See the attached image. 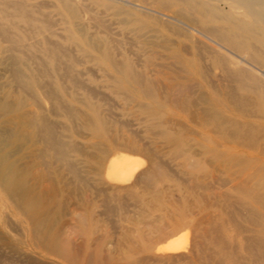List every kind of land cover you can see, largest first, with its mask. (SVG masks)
Listing matches in <instances>:
<instances>
[{"label":"rangeland","instance_id":"374dc122","mask_svg":"<svg viewBox=\"0 0 264 264\" xmlns=\"http://www.w3.org/2000/svg\"><path fill=\"white\" fill-rule=\"evenodd\" d=\"M197 1L201 0L136 2L146 4L150 9L154 6L153 17L161 13L177 20L166 23L164 17L153 19L143 38L155 45L163 38H184L175 32H187L186 25L190 23L189 27L201 30L196 23L197 15L189 9L190 4ZM100 3L98 0L83 2L82 6L94 17L99 15L96 21L91 20L92 24L99 23L95 25L98 28L88 22L89 32L107 38L117 58H130L136 64L135 70L154 78L162 64L158 55L164 51L153 46V70L146 68L144 60L151 50L136 45L131 32L109 18L106 7ZM158 7L163 11L160 12ZM186 21L190 23L186 24ZM63 23L55 0H0V58L13 59L14 63V69L8 62L0 63V156L5 155V159L0 160V178L10 175L19 182L17 196V193L7 191L0 179V191L7 195L4 202L0 199V264H68L60 251L64 246L76 257L75 264H231L232 258L241 264L256 261L259 253L254 242L258 241L256 230L264 222V212L254 205L242 203L235 188L249 184L246 171L257 169L248 166V170L242 164L243 160L255 159L260 164L263 161L264 169V120L236 116L228 110L216 116L200 114L195 107L186 114L160 99H153V102L161 103L163 118H169L170 132L180 138L178 150L174 151V146L165 142L157 129L135 128L133 115L137 104L149 100L131 87L117 91L106 78L105 69L95 67L84 57V52L71 48L72 33ZM47 40L53 43L50 48L45 44ZM54 62L62 68L56 70ZM82 69L85 75H79ZM30 73L39 74L38 80L42 83L41 88H34L33 99L20 95L18 87L20 77L27 79ZM58 74L67 93L54 83ZM196 82L198 92L206 95V82L202 79ZM84 88H92L91 96ZM231 88L232 85L229 87L224 78L219 77L222 92H229ZM47 90L51 91L49 95ZM18 97L23 100L21 105H18ZM5 103L11 108L1 109ZM93 108L108 127L99 139L93 138V132L85 124L93 115ZM35 118H42L54 128L58 142L72 147L66 155L67 163L72 165L70 171L63 160H55L49 155L35 158L41 146L36 144L38 138H34L28 129L26 131V128H39L30 124ZM255 121L261 126L255 125L258 124ZM110 137L115 143L135 142L143 150L117 149ZM108 153L114 160L124 157L140 162L138 172L151 170L152 177L137 179L136 172L126 184L107 181L104 170ZM197 161L204 166V172L192 170ZM260 188L258 193L263 196L264 186ZM25 197L35 202L31 212L22 206L14 208L15 202H21ZM9 216L23 221L24 229L8 220ZM171 241L180 246L179 251L158 252ZM249 247L254 248L253 252ZM26 254H30L29 259L24 257ZM95 257L97 263L93 262ZM107 257L111 258L110 263Z\"/></svg>","mask_w":264,"mask_h":264},{"label":"bare ground","instance_id":"6f19581e","mask_svg":"<svg viewBox=\"0 0 264 264\" xmlns=\"http://www.w3.org/2000/svg\"><path fill=\"white\" fill-rule=\"evenodd\" d=\"M84 1L86 0H55V4L59 10V14L62 16L64 23L67 25L68 30L72 33V40L70 41L71 48L74 47V49H78L84 52L83 53L84 57L88 59V61H91L93 65H95V67H98L99 69H105V72H107L106 78L110 80V83L112 82L113 87H115L117 91H123L126 90L128 87H131L134 89V91L137 94L149 100L148 103L137 104V110L134 112L133 115L134 120H136V122L134 123L136 125L135 128H147L149 130L157 129L160 137L165 142L172 144L174 146V151L178 150L180 144V138L170 132L169 129L170 126L168 125L169 118L167 119L163 118V113H161V108H162L161 103L159 102L155 103V101L153 102V99H160L169 106H172L176 109H181L186 114H189L190 110L195 107L198 108L197 111H199L200 114L208 113L212 116H216L219 113L228 110L229 113L236 116L255 117L264 120V0H201V1L193 2L192 4H190L189 9L192 11L193 14L197 15L196 23L199 24L201 30H198V27L197 29L193 27H189L191 23L186 21V24L190 23V25H186V27L188 28L186 30L187 32L182 34H179L178 31L177 33L175 32V34L179 36H183L184 38L175 39V40L174 39L172 40L171 38H163L159 41L158 44L155 45L154 44L152 45L150 42L146 41L145 38H143L144 33L148 31L149 24L153 23V19L161 20V18L164 17L162 19H165L166 23L177 22L175 18L165 14H161L160 12L163 11L162 7H161L162 9L159 8L160 6L158 7L160 10L159 12L160 16L153 17V10L154 9L156 10V8L153 6L154 9H150L145 6L146 4L145 5L140 4L143 0H98L99 3L101 2L104 5V7H106V9L108 10V12L106 10V15L109 18L119 22V26H121L123 29L126 28L129 32H131L135 40L133 42H135L136 45H138L141 49H145L148 47V49L151 50L147 52L146 59L144 60V66L146 68H149V70H153V46L159 47V49H161L162 52L164 51V53H160L158 55L157 59H160L162 64H161V69L157 70L156 72L157 75L154 78L147 76L145 73L135 70L136 64L130 58H127L126 56H123L122 58H117L114 55L111 49V45L109 44L107 38L102 36H97L89 32V29L86 27L88 25V22L91 23V20L96 21L99 18L98 17L99 15L97 16L98 18L94 17L95 15L93 16V14L91 13V11L88 10V8L86 7L84 8L82 6ZM136 2H140V3H136ZM238 8H242L243 10L240 12L237 10ZM225 11L226 13L223 14V12ZM165 13H167V11ZM169 15H171V13H169ZM175 16L177 18V15ZM178 18L180 19V16ZM216 22H219V24L216 25L212 24ZM98 24L96 22V24L93 23L92 25L93 27L98 28L97 27ZM164 27H169V26H164ZM168 29L169 28H167V31ZM105 30L107 31L106 28ZM100 32L103 31L101 30ZM45 44L48 45L50 48V46H52L51 44L53 43L52 41L47 40ZM113 47L115 48V45H113ZM53 59L56 60L57 59L56 56L53 55ZM12 60L13 59L1 57L0 63L8 62V66L11 68L13 67L14 69V65H13L14 63L12 62ZM158 66L160 65L158 64ZM53 67L56 70L58 68H62L59 64L56 65V63L54 64ZM12 74L14 73L12 72ZM85 74L86 72L83 69L79 71V75H85ZM39 77L40 75L36 73H30L27 76V79H23L22 77H20V81H19L20 84L17 83L19 85L18 87L20 89L19 90L21 93L20 95L25 94L30 96V98H32L34 95V91H33L34 88L42 87V83L40 82V80H38ZM219 77H223L225 83L228 84L229 87L230 85L233 86V88H231L230 91L227 90L229 92L224 93L221 91L222 89L221 90L219 89ZM61 78H62L61 75L58 74L57 80L54 81V83L57 84V88L59 90L61 89L64 92H66L64 90L65 88L64 85L60 82ZM70 78L71 80H73L71 75ZM198 79L199 80L202 79V81L206 82L208 86V93L206 95L204 94V92L202 93L198 92L199 91L198 88L196 89V85H197L196 81ZM200 86L201 85L198 84V87ZM91 89L92 88H90V90L84 88V90L89 96H91L90 93V91H92ZM49 91L47 90L46 94L49 95L51 92ZM239 91L241 93H239ZM237 93L238 95L240 94L239 97L236 96ZM93 95L94 94H92V96ZM242 95L244 96L242 97ZM19 98L20 97H18V103H19L18 105H21L23 100L21 101ZM227 101L228 102L230 101L229 102L230 106L227 105L228 104ZM4 108L5 109L11 108V105L5 103L2 105L1 109ZM199 113H197L198 117H200ZM30 114H32V112ZM42 118L39 120L35 118L30 122V124L34 126L37 125L39 128H26V131L28 129L34 138L35 137L36 139L38 138V140H36V144H40L41 146V150L37 152L35 158L41 159L43 158V156L46 157L47 155H49V157H54L55 160L56 159L63 160L66 163V166H68L67 167L69 168L68 170L70 171L72 165L69 164V162L67 163L66 155L68 154L67 151H72V147L67 148V145H63L60 142H58L57 137L55 136L54 128H50L49 125ZM202 119L204 120L203 117ZM38 121L40 123H38ZM259 123L260 122H258V124L255 125L261 126L259 125ZM85 124H86V128H88L90 131L93 132L94 139H99L106 130V128H108L106 124L103 123V121L101 120L95 108H93V115L86 121ZM130 125L131 124H129V127ZM196 125L197 124H195V127ZM208 131L210 132L211 130ZM25 133L26 132H24V134ZM26 134H28V132ZM154 134L156 133L154 132ZM203 140L205 139L203 138ZM211 142L213 141L211 140ZM111 143L114 144L117 149H129L131 152H140L143 150L139 145H137L135 142L132 141L115 143V141L111 138ZM106 157L109 158V160H107L108 162L106 161V163L108 164L105 163V165H107L105 166L106 170H104V172H106V179H108L107 181L112 182L116 185L117 184L122 185L123 183L126 184L127 182L129 183V181L133 179L132 177L135 176L136 172H138L139 167L141 165L140 162L136 161L138 162L136 163L133 160L131 161L130 158L127 159L123 157L120 160L111 159L110 153H108ZM3 159H5V155L0 156V160ZM191 163L193 162L191 161ZM242 164L247 166V168L248 166L250 168L251 167L257 168L256 169L257 171L256 170H254L256 172L246 171L245 177L248 180H250V183L242 184L239 186H236L235 183L236 186L235 192L241 198L242 203H248L254 205L257 207V209H259L260 212L262 211L263 213L264 195L261 196V194L258 193L260 191L258 189L264 183V169L262 168L260 161H257L255 159L252 160L245 159L243 160ZM203 167L204 166L202 165V163L197 161L193 165L192 170L202 173L204 172ZM11 168L14 169L15 168L14 165H11ZM152 174L153 172L151 170L148 169L140 170L136 174V178L139 179L144 177V179L146 178L149 180V178L152 177ZM16 176H19V174ZM42 177L44 179V176ZM0 179H2L4 184L6 185L7 191L12 193H17L19 182L15 179L14 176L9 175L7 177L5 176ZM26 183H28V181ZM86 184L87 183H85V186ZM5 194L6 193H3V191L2 192L0 191V199L3 202L5 196H7ZM22 199L23 200L21 202L18 201L15 202L14 208L19 209L20 206H22L24 209L31 212L32 209L34 208L35 202L32 200V198L29 197H25ZM8 220L18 225L21 229H24L25 227L22 224L23 221L20 222L15 217H10V219ZM256 233H257L256 238L258 241L257 242L252 241V243L254 242L257 244L256 246L258 247L259 258L256 259V261L252 259L253 261H251L249 264H264V222L261 226L258 227ZM248 244H250V242ZM253 247L256 248L255 245ZM253 247H249V251L253 252L252 251L254 249ZM179 250H180V246L175 241H171L166 243L163 247H160L158 249V252L173 253ZM60 251L61 253L64 254L65 261L68 264H75L76 257L68 251V248L66 246H64L63 249H61ZM24 257L29 259L30 254L24 255ZM108 257H107L108 259L107 262L110 263L112 260L111 258ZM35 258L40 260V258L36 256ZM88 258L86 259L89 260ZM101 258H103V256ZM93 262L97 263L96 257L94 258ZM42 263L44 264V262ZM49 264H54V263L49 262ZM231 264H241V263L238 259L232 258Z\"/></svg>","mask_w":264,"mask_h":264}]
</instances>
